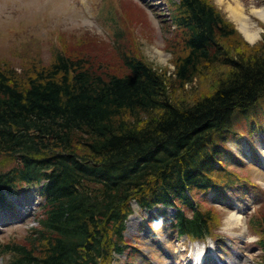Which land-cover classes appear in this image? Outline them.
Instances as JSON below:
<instances>
[{"label":"trees","instance_id":"obj_1","mask_svg":"<svg viewBox=\"0 0 264 264\" xmlns=\"http://www.w3.org/2000/svg\"><path fill=\"white\" fill-rule=\"evenodd\" d=\"M166 1L180 32L173 69L143 58L126 29L111 42L62 39L45 64L30 44L24 58L14 52L20 65L0 59V157L13 161L0 167V202L29 183H39L42 201L23 239H0V264H97L126 249L130 257L123 229L132 200L176 208L178 235L213 233L220 217L198 193L241 181L216 163L238 117L256 128L250 109L264 97V36L242 41L211 0ZM211 65L225 69L200 94L194 81ZM248 225L264 264L263 208Z\"/></svg>","mask_w":264,"mask_h":264},{"label":"rangeland","instance_id":"obj_2","mask_svg":"<svg viewBox=\"0 0 264 264\" xmlns=\"http://www.w3.org/2000/svg\"><path fill=\"white\" fill-rule=\"evenodd\" d=\"M211 1L222 15L232 22L242 41L253 44L263 39L264 22L254 16L249 19L251 26L256 24L255 27L259 28V36L254 41H250L239 30L238 22L230 14L228 6L237 3L244 14L249 16L248 13L253 6L264 7V0ZM85 2L86 5L81 4L79 0H0V59L12 62L16 66L20 65L21 58L14 56V52L22 51L21 57L24 58L23 50L30 44L32 57L38 59L41 64H45L53 57L54 50H60L62 39L75 41L76 38L88 34L96 40L111 42L114 33L126 29L129 31L131 40L138 42L139 52L149 63L154 67H167L168 70L174 68L172 62L174 53L171 46L176 42L175 38L180 32L169 21L168 12L161 10L162 14L158 16L166 24L167 29L163 30L160 29L158 19L152 15L153 12L144 7L143 0H85ZM125 16L130 20L129 24L123 18ZM131 19H133L132 22ZM126 38L129 40L128 37ZM112 48H114L113 44L110 45V49ZM96 49L99 50V47ZM96 49L90 50L96 51ZM99 52L106 51L101 48ZM223 67L219 69L211 65L207 68L206 73L200 74L195 79L194 89L200 94L213 89L214 84L217 83L214 70L217 68L222 71ZM256 102L250 109L251 114L255 116L251 121L256 128L246 129L244 119L237 118L239 120H236V125L240 128H237L238 134L235 135L237 139L231 140L233 142L231 146L227 142L229 155L225 156L224 163L221 164H227L225 168L231 172V177L237 176L240 180L246 176L259 186L250 187V189L239 187L235 190L233 185L227 187L225 195L217 196L216 193L210 192L206 194L207 197L204 196L205 200H201V204L205 207L213 205V215L216 213L220 217L215 224V232L219 234L220 240L218 242L211 240L207 245L201 240L193 242L185 240L182 236L178 237L168 227L169 217L174 209H168L167 214H161V212L153 214L152 210L138 208L133 201L134 211L127 218L124 230L126 242L139 248L131 256V264H178L183 248L189 250L185 259L203 248L207 251L214 250L217 255H220L224 264H256V257L260 253L255 242L258 236L253 226L248 223L252 216L260 215V209L264 210L262 201L264 200V170L262 169L264 164L260 148L259 151L257 150L259 154L255 149L259 142L264 145V127L259 128L258 124L260 122L264 126V97ZM244 136L251 143H248L250 149L254 148V152L249 153L248 156L244 154L243 147H246L244 143L247 142ZM230 147L234 151L235 149L242 151L243 157L248 162L244 158H242L243 162L238 159L237 157H240L238 152H234ZM12 162L8 156L0 157V167L9 166ZM219 174L220 177L224 175V173ZM27 192H29L28 200L30 197V200L35 199L33 198L35 191L27 190ZM22 197L23 195H16L12 202L15 203ZM25 202L28 203L27 200ZM27 208L26 206L23 213L27 212ZM235 214H241L238 220ZM32 219L33 214L30 215L28 222L5 226L0 232V237L23 239L29 227L36 224ZM142 255L147 256L148 260L145 261ZM126 258L127 253L123 252L116 255L115 261L102 260L99 264H127Z\"/></svg>","mask_w":264,"mask_h":264},{"label":"bare ground","instance_id":"obj_3","mask_svg":"<svg viewBox=\"0 0 264 264\" xmlns=\"http://www.w3.org/2000/svg\"><path fill=\"white\" fill-rule=\"evenodd\" d=\"M222 1V0H218ZM229 12L230 14H232V16L234 17V19L238 22L239 25V30L241 31V33L246 36V38L250 41H254L259 35V28L254 26H251L249 23V19L252 18L253 16L258 18L259 20H261L262 22H264V7H255L253 6L250 11H249V16L245 15L241 6H239V4L236 3V5L234 4H230L228 6ZM259 148L261 150V157L264 160V146L259 142ZM238 218H240L241 214H235Z\"/></svg>","mask_w":264,"mask_h":264}]
</instances>
